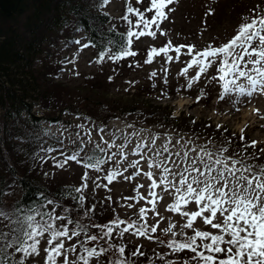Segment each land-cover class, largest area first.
I'll return each mask as SVG.
<instances>
[{
  "label": "rangeland",
  "instance_id": "rangeland-1",
  "mask_svg": "<svg viewBox=\"0 0 264 264\" xmlns=\"http://www.w3.org/2000/svg\"><path fill=\"white\" fill-rule=\"evenodd\" d=\"M196 1L198 0H192L191 2L186 0L181 7L185 6L186 10H190L197 4ZM249 1L254 0H239L242 6L247 3L246 7H248ZM169 8H172V6H169ZM100 9L105 14L116 18L123 13L121 0H110L107 5L100 7ZM240 13L241 16L246 15L243 9L240 10ZM172 17L168 16L167 20H163L162 27V21L160 22V28L158 31L156 30V36L153 40H151V36H145L134 42L138 49L144 50L147 48V52L143 53L141 59L131 58L128 64L131 67L121 73L112 72L104 63L98 69L91 49L88 47L81 50L82 45L87 44V42L81 33L77 31L71 33L68 41L79 40L80 44H69L68 41H61L57 44V48H53L50 52L51 58L54 57V60L59 61L58 78L54 82L70 87L71 90L88 91L85 93L89 97L87 103H92L96 99V94L91 92V89L89 90V85L95 82L98 87L94 91L105 95L107 107L115 118L104 126L97 125L86 115L64 116L63 119L65 120L63 122H45L41 124L43 132L53 136L47 148H51L53 151L50 153L45 151L42 156L45 157V161H42L43 173L49 174L46 176L48 179H46V182L50 179L59 181L57 179L62 178L65 183L70 184L73 188L81 186L84 183L81 177L85 171L82 165L69 161L63 169H58L54 164L56 161H62L65 156L72 155L74 151L78 150L77 146L81 145L82 141L84 152H81V156L87 152L88 148H94L99 144L108 158L112 157L109 170L116 169L122 175H118L109 184L107 180L99 179L96 173L89 172V175L95 179V183L92 179L88 180V187L84 189L83 193L104 199L105 204L114 206L121 217L127 215V222L139 220L140 208L150 210L153 207L152 204L147 202L153 200V197L148 195L152 181L144 175L145 172H152L153 179L158 183L160 175L163 174V168L167 167L172 173H176L168 174V179L172 181V184H176L179 179L178 173L183 172L185 168L190 169L191 160L196 159L198 155L204 156L207 151L213 153V159L217 156L223 159L226 156L224 151L220 152L219 146L213 143L214 141L209 140H217V138H209L211 134H207V132L210 130L218 131L225 128L229 133L245 135L247 140L256 142L255 147L264 149V118H262L264 117V96L258 95L251 102H248L244 97H239L241 102L235 106L231 102L232 99L236 98L235 92L231 97L221 100L219 98V93L222 91L221 85L211 79L213 75H219L215 66L210 68L207 73L201 74L200 79L194 83L191 89H186L187 79L199 70L194 66L189 69L188 77L180 75V72L187 67L188 62L191 60V56L187 54L188 46L193 44L194 53L205 48L198 44L200 38L195 34L191 36L193 39L190 42L184 39L183 36L177 40L174 37L177 29L170 28L166 24L173 20L179 28L183 23V19L178 20L177 15V20L172 19ZM239 17L234 16L233 24L240 22ZM169 18L171 20H168ZM183 26H195V24L190 21L188 25L183 24ZM227 31L229 32V30ZM230 31L226 34H224L225 31H221L220 38L216 40L220 42L214 44L213 47L227 42L232 37L229 35H232L233 30ZM161 32L164 34L161 35ZM224 37L225 40L223 41ZM169 43L172 49L184 46L180 49L179 59L176 58L177 54L170 50L167 55L173 57L172 60H167L164 53H160V55L153 57L151 63L144 62L150 49H160ZM72 60H75V63H65ZM152 73H156V75L153 77L151 76ZM108 77H112L111 83L107 79ZM237 84L246 86L247 81L240 78L237 80ZM165 86H171L175 93L173 95L167 93V96L162 95V93H166L167 88ZM178 88L181 89V95L176 92ZM201 92H203V95H201ZM73 94L76 98L75 93ZM198 96L200 97L199 101H197ZM74 101L76 100L74 99ZM33 102L30 103L33 107L32 112L37 113V117L42 116L38 105L34 104L33 106ZM87 103L84 105H87ZM237 108L239 111L236 110ZM255 109H259V115L254 112ZM143 119L149 122L154 121L151 122L152 125H147ZM182 123L187 129L196 134V139L191 141V136L188 134L180 139L168 134L171 130L176 132L186 131L182 127ZM101 128H103L102 132L99 131ZM153 139H155L154 144L151 142ZM109 143L114 146L108 148ZM141 144L144 145L143 149L137 150V145ZM120 145H124V147L121 149ZM165 147L167 151L164 150ZM121 151L126 158L120 156ZM157 153L159 155H156ZM185 153H187V158H185ZM207 159V156H205V160ZM232 159L241 160V158ZM149 160L160 163L161 169L148 168L147 162ZM135 161H139L136 168L128 167L129 163ZM229 166H231L230 163ZM236 167L240 168L241 165L237 164ZM137 170H139V175H136ZM129 175L132 176V179H125ZM185 175H188V173H185ZM192 175L198 176V173L193 172ZM237 175H240V173L238 172ZM56 181L55 183H57ZM96 184L101 185V187H97ZM166 187L167 191L165 190ZM153 191L157 194L154 200L155 210L147 211L145 214L146 219L139 222H147L149 226L155 225L157 233L161 234L158 237L164 240H168L167 236L172 235V233L164 232L170 224L175 225L172 229L174 233L180 231L192 233L191 229L182 228V225L187 222L186 217L181 216L178 212L167 210V206L175 201V193L171 186L159 185L158 183ZM137 193L145 199H139ZM108 196L111 197L110 201L107 199ZM195 208V204L190 203L182 211L195 210ZM54 223L56 225L61 224L58 221H54ZM193 227L212 233L219 231L212 229L211 226L204 225L200 217L194 222ZM113 234L116 240L131 249L139 248L141 250L142 248L143 251H147V254L151 255H154L153 249H158L155 234L151 236V239L134 236L132 230L125 233L123 237L118 235V230H115ZM65 244L66 247H69L76 243L72 239L70 241L66 240ZM45 246L46 242L42 241L40 255L30 258L27 263L44 264L46 253L43 252V248ZM166 253V248H162L159 254L163 255L164 259H159L157 262H153V258L147 257L152 261V264H168ZM69 255L70 258H74L75 254L70 253ZM169 261H172L170 256Z\"/></svg>",
  "mask_w": 264,
  "mask_h": 264
},
{
  "label": "trees",
  "instance_id": "trees-1",
  "mask_svg": "<svg viewBox=\"0 0 264 264\" xmlns=\"http://www.w3.org/2000/svg\"><path fill=\"white\" fill-rule=\"evenodd\" d=\"M185 1L178 0L177 3L175 2L176 6L175 3L170 5L172 6L171 11L165 9L167 16H173L172 19H176V15L178 20L183 19L181 26L178 28L173 20L166 25L177 29L174 33L177 40L183 36L190 42L193 39L191 36L197 35L200 38L198 44L204 48L209 44L214 46L219 43L220 41L216 40L220 38L221 31H225L224 34H226L233 30L232 35L229 36L235 35L236 28L242 22L241 9L245 11V16L253 15L256 11L264 9V0L249 1L248 7H246L247 3L242 6L239 0H198L190 10H186L185 6L181 7ZM127 3L138 8L146 18L150 19L151 14L154 13V10L153 12L146 11L151 5V0H141L139 4L136 3V0H121L123 13L118 18L105 14L100 7H97L99 0H71V7L67 6L66 0H0V192L4 193L0 195V206H18L23 209V212L20 213L21 217L26 214H35L28 212V209L32 207L40 212H51L55 207V215H64L73 220V224L68 225L70 228L74 227L76 221H80L83 225L88 226L89 235L100 233V229L92 225H103L117 218L128 221L127 215L121 217L114 206H107L104 199H99L97 196H88L83 193L85 199L83 207H81L78 200L72 199L73 196L80 194L74 193L72 191L74 188L65 183L64 179L58 178L59 181L50 179L46 182L43 162L39 158L44 155L53 139L51 134L43 132L41 124L63 122L64 116L86 115L97 125L104 126L115 118L107 107L105 95L94 91L98 87L95 82L89 85V90L91 89V92L96 94V99L92 103L86 102L89 97L85 93L88 91L71 90L70 87L54 82L58 78L59 61L54 60V57L51 58L50 52L53 48H57L59 42L68 41L77 26L80 27L77 32L81 33L87 44H94L89 48L95 61L101 50L109 48L112 51L118 50L121 34L127 30V23L121 19L125 14ZM235 15L240 16V22L233 24ZM130 18L133 21L136 20V17ZM190 21H193L195 26H183V24L188 25ZM65 22H67V27L64 26ZM163 23L164 21L161 22V27ZM110 29L112 30L110 31ZM152 30L156 31L154 25ZM153 39L152 37L151 40ZM109 41L112 44H109ZM189 46L192 47L193 44H189ZM146 49H138L133 43L132 50L137 53L136 56L124 58L116 63L106 58L101 64H96L97 68L99 69L104 63L114 73L127 71L131 67L128 66L131 58L141 59L143 53L147 52ZM107 79L109 80V77ZM165 87L167 88L166 93L171 95L175 93L171 86ZM31 102H33V106L34 104L38 105L42 116L37 117V113L32 112ZM85 103L87 105H84ZM144 122L147 125H152L149 121L144 120ZM182 127L186 131L171 130L168 134L177 137V139L186 137L188 134L191 136V141L197 138L196 134L187 129L183 123ZM207 134H211L209 138H217L216 141L208 139L219 146L221 153L227 149L226 156L241 158L245 164L264 165V152L260 151L259 147H246L252 142L247 140L245 135H243L244 140H241V134L229 133L225 128L218 131L210 130ZM86 153L99 156L106 161L102 165L101 171L89 170V172L96 173L99 179L106 180L104 177L107 175L111 163L108 156L96 147L88 148ZM255 157H259V159ZM13 172L17 180L15 184H13ZM9 185L12 187H8ZM45 198L56 201L55 206L48 204L41 207V202ZM107 199L110 201L111 197L108 196ZM93 205L95 206L94 210L85 216V210L92 208ZM37 219L39 220L40 217L37 216ZM57 221L67 224V220ZM121 226L124 227L126 224ZM2 227L3 224H0V228ZM180 232H177L175 236L168 235V240L158 237L161 234H158L157 231L151 233V236L155 234L158 246V249H153L154 255L147 254L148 252L141 248L143 256H131V253L136 249H131L116 240L114 234L98 243L90 242L86 246L95 247L98 250L101 247H108V244L115 246L100 258L102 264H108L109 258L114 259L119 256L117 251L119 246L125 247L124 258L128 259V264L157 262L159 261L158 254L162 248L167 250L168 261L170 256L176 264H181V261L194 254L190 252L173 254L166 246V242L170 239L179 241L193 234L183 231L185 236H181ZM73 239L80 253L85 254L79 245L81 241L86 240V236L82 234L79 238L74 237ZM161 241L165 243H161ZM147 256L153 258L152 261Z\"/></svg>",
  "mask_w": 264,
  "mask_h": 264
},
{
  "label": "snow or ice",
  "instance_id": "snow-or-ice-1",
  "mask_svg": "<svg viewBox=\"0 0 264 264\" xmlns=\"http://www.w3.org/2000/svg\"><path fill=\"white\" fill-rule=\"evenodd\" d=\"M109 2L110 0H100L97 7H103ZM175 2L176 0H151L150 7L146 9L148 12L154 10L150 19L146 18L138 8H134L131 3H127L125 14L121 17L127 23V30L121 34L118 50L112 51L111 48L101 50L95 63L101 64L106 58L116 63L124 58L136 56L137 53L132 50L134 38L135 40L145 36L155 38L156 31L152 30L153 25L158 31L160 22L168 18L165 9L171 11L169 6ZM66 3L71 7V0H66ZM136 3H141V0H136ZM130 17H136V20L133 21ZM64 26H68L67 22ZM75 30L79 31L80 27L77 26ZM68 43L80 44V41L72 40ZM108 43L112 44L111 41ZM90 46H94V44H84L81 50ZM181 47L184 46L172 49L169 43L160 49H150L144 62L151 63L153 57L160 53H164L167 60H172L173 57L167 55L170 50L174 51L177 54L176 58L179 59ZM187 54L191 56V60L187 67L180 72V75L188 77L189 69L194 66L199 70L187 79L186 89H191L194 83L200 79L201 74L207 73L210 68L215 66L219 75H213L211 79L221 85L222 91L219 93L221 100L231 97L235 92L236 98L231 101L235 106L241 102L239 97H244L248 102H251L258 95L264 96V9L256 11L253 15L243 16L242 22L235 30V35L227 42L215 47L209 44L204 50L195 51V53L193 48L188 46ZM65 63H75V60ZM76 74L78 75V73ZM155 75L156 73L151 74L153 77ZM240 78L247 81L246 86L237 84V80ZM111 80L112 77H109V81ZM176 92L181 95L180 88ZM162 95L167 96V93H162ZM199 99L198 96L197 101ZM236 110L239 111L238 108ZM254 112L259 115V109H255ZM99 131L102 132L103 128ZM240 139L244 140V136L241 135ZM151 142L154 144L155 139ZM255 145L256 142L253 141L246 147H255ZM113 146L111 143L108 144V148ZM119 147L122 149L124 145ZM143 147L142 144L137 145V150H141ZM77 148L78 150L74 151L72 155L65 156L62 161H56L54 166L63 169L69 161L82 165L85 171L81 179L84 183L72 189L74 193L80 194L73 196L72 199L78 200L80 206L83 207L85 199L83 191L88 187L87 181L92 179L95 183V179L89 175V170L101 171L102 165L106 161L89 153H84L81 156V152H84L83 141ZM96 149L104 151L99 144L96 145ZM164 150L167 151V148L165 147ZM45 151L50 153L53 149L49 148ZM223 151L227 152V149ZM260 151L264 152V149H260ZM120 156L124 157L122 151ZM205 156H207V160H205ZM39 158L45 161V157ZM185 158H187V153H185ZM255 158L259 159V157ZM111 159L112 157H109V160ZM138 163L139 161L131 162L128 167L136 168ZM237 164L241 167L237 168ZM147 166L148 168L161 169L160 163L151 160L147 162ZM162 171L159 185L171 186L175 193V201L167 206V210L178 212L181 216L186 217L187 222L182 225V228L191 229L193 233L179 241L170 239L166 242L167 248L173 254L181 252L194 254L181 261V264H264V165L245 164L243 160L232 159L231 155L224 156L223 159L219 156L213 159V153L206 151L204 156L198 155L196 159L191 160L190 169L185 168L183 172L178 173L179 179L176 184H172V181L168 179V174L176 173H172L167 167H164ZM193 172H197L198 176H193ZM238 172L240 175H237ZM139 174V170H137L136 175ZM48 175L45 173V176ZM118 175H122V173L116 169H110L104 179L111 184ZM144 175L152 181L148 195L152 196L153 200L147 202L153 205L150 210L154 211V200L157 194L153 190L158 186V183L153 179L152 172H145ZM125 179H132V176L129 175ZM16 182L13 172V184ZM96 186L101 187L99 184ZM8 187H12V185ZM165 190L167 191V187ZM3 194L0 192V195ZM137 196L139 199H145V197L139 196V193ZM190 203L195 204V210L182 211ZM48 204L55 206L56 201L45 198L41 202V207ZM94 208L93 205L92 208L86 209L84 215L87 216ZM150 210L140 208L137 221L126 222L117 218L103 225H92L99 228L100 233L89 235L88 226L83 225L80 221H76L74 227L70 228L68 225H72L73 220L64 215H55V207L51 212H40L32 207L28 209V212L35 214H26L21 217L20 213L23 212V209L18 206H0V224H3V227L0 228V264H27L30 258L40 255L42 241L46 242V246L43 248V252L46 253L44 264H93V262L102 264L100 258L115 246L108 244V247H101L98 250L86 245L90 242L98 243L100 240L112 236L114 229L118 230L120 237L132 230L134 236L151 239V233L157 231L156 226H149L147 222H139L146 219L145 214ZM37 216L40 217L39 220ZM198 217L202 218L204 225L219 231L212 233L194 228V222ZM57 220H67V224L56 225L54 221ZM125 224V227H120ZM174 227L175 225L170 224L164 232L172 233L175 236L177 233L172 232ZM82 234L86 236V240L81 241L79 248L85 254L80 253L76 244L66 247V240L70 241L74 237L79 238ZM179 235L185 236L183 231ZM105 242L107 243L106 240ZM161 243L165 242L161 241ZM117 251L119 256L114 259L109 258L108 264H128V259L124 258L125 247L119 246ZM70 253L75 254L74 258H70ZM143 255L144 253L139 248L131 253L133 257ZM158 258L164 259V256L158 254ZM168 264H176V262L168 261Z\"/></svg>",
  "mask_w": 264,
  "mask_h": 264
},
{
  "label": "bare ground",
  "instance_id": "bare-ground-1",
  "mask_svg": "<svg viewBox=\"0 0 264 264\" xmlns=\"http://www.w3.org/2000/svg\"><path fill=\"white\" fill-rule=\"evenodd\" d=\"M258 127H260V126L258 125Z\"/></svg>",
  "mask_w": 264,
  "mask_h": 264
}]
</instances>
